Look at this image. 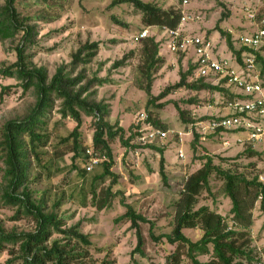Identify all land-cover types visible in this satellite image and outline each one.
<instances>
[{
    "label": "rangeland",
    "instance_id": "1",
    "mask_svg": "<svg viewBox=\"0 0 264 264\" xmlns=\"http://www.w3.org/2000/svg\"><path fill=\"white\" fill-rule=\"evenodd\" d=\"M111 1L17 0L16 6L21 16L28 17L30 24L37 25V47L28 49L32 60L38 65H45L52 76L61 65L66 64L67 69H70L72 53L82 43L87 40H99L101 48L98 55L92 62L79 65L73 75L85 69L84 82L94 76L107 78L103 84L92 86L90 91L92 99L102 100L110 105L111 113L107 119L111 123L118 122L128 129L131 124L141 119L143 113H151L154 118L166 123L167 128L185 131L192 128L193 131L185 136L184 143L172 137L160 146L165 149L168 176L166 183L160 173L159 151L150 147L127 148L119 138L112 141L114 154L112 170L119 174L114 190L120 193L110 207L100 210L93 206L91 198L88 204L83 206L79 192L82 184L81 169L87 162V149L92 147L94 133L92 117L84 115L81 128L85 137L83 144L85 151L82 150L74 158V152L67 150L68 147H61L63 156L56 158L54 156V144L58 141L56 136L67 134L76 124L73 119H66L60 130L53 135L52 143L44 149L47 152L44 156V167L38 165L35 159L32 160L29 189L34 199H44L46 211L58 213L67 226L80 222L81 230L91 235L92 245L82 249H88V255L82 264H104L105 259L111 261L106 264H168V253L174 251L176 245L167 241H154L150 235L149 223L141 224L145 237V255L132 254L138 239L136 230L130 226L131 222L127 219L119 220L126 211L121 199L124 198L138 212L155 222L156 234L170 232L176 212L175 202L186 177L201 167L203 163L201 155L207 153L214 155L215 163L223 168L244 173L248 178L258 176L264 181V141L243 144L237 141V134L232 130L223 132L210 130L209 121L228 111L225 98L217 91L179 88L163 98H157L167 85L180 79L181 70H187V59L168 49L164 33L159 27L143 24L142 10L131 3L109 8ZM144 1L154 2L164 8L175 6L199 14V19L186 25L192 32L208 33L215 27L222 13L229 12L221 26L232 34L235 45L241 34L251 32L258 24L264 23V0H221L225 5H221L218 0ZM4 2L5 0H0V5ZM250 11L255 13V19L248 18L247 13ZM112 15L124 24L115 23ZM144 28H149L148 36H155L161 41L160 55L165 58L164 65L157 71L152 82V96L144 89L146 80L139 70L142 62L141 41L134 39V36ZM210 36L218 47L225 51L222 54L228 55L229 45L226 37L218 31L211 32ZM19 41L20 35L13 39L0 40V66L16 61V45ZM130 51L134 53L124 65L116 68L112 66ZM261 54L264 57V46L261 48ZM189 81H192L190 77ZM17 82L15 78L0 74V95L3 86L16 85ZM36 99L34 88L24 92L18 85L12 86L4 94V99L0 96V138L3 124L7 120L24 116L34 106ZM176 102L186 111L187 121H197L195 123L184 121ZM58 104L59 101L50 111L49 129L60 119ZM195 132L200 135V142L196 148L193 146ZM181 146L185 151L184 157L178 155ZM247 147L255 153L248 152ZM2 166L0 157V181L4 173ZM101 170V166H96L87 174L88 179H91L93 173ZM211 187V191L205 190L199 196L196 208L209 205L225 215L231 223L232 200L225 191L223 179L213 174ZM15 211L16 207L0 204V224L5 232L31 231L35 228L36 221L32 216L14 218ZM253 212L255 219L253 226L247 230L246 247L253 251L255 261L249 263L244 260L245 258L242 260L245 264H264V214L260 210L259 202ZM184 232L193 240L199 239L203 234L200 227L185 228ZM61 237V234L54 233L50 243L53 239ZM19 249V243H5L3 248L0 247V263L9 261V264H23ZM199 258L206 261L210 255H200ZM184 263L192 264L187 257Z\"/></svg>",
    "mask_w": 264,
    "mask_h": 264
},
{
    "label": "trees",
    "instance_id": "2",
    "mask_svg": "<svg viewBox=\"0 0 264 264\" xmlns=\"http://www.w3.org/2000/svg\"><path fill=\"white\" fill-rule=\"evenodd\" d=\"M48 1V0H45ZM221 5L225 3L218 0ZM17 0H5L0 5V40L13 39L20 35V41L16 45L17 59L11 64L0 66L2 76L15 78L16 85L3 86L1 99L12 86H21L26 92L34 88L37 99L34 106L24 116L7 120L1 128L0 157L4 171L0 181L1 203L6 206L16 207L14 218L23 215L32 216L36 221V226L31 231H10L5 232L0 224V247L5 243L20 244V257L23 264H82L88 255V249L92 245L91 235L81 230V223L77 222L67 226L63 217L55 211H46L44 199L36 200L32 197L29 189L30 168L32 160L35 159L38 165L44 167L45 147L52 143L53 135L60 130L61 124L66 119H73L76 124L67 133L57 135L58 141L54 144V156H63L61 147H65L74 152V158L80 154L85 142L82 132L84 115L92 117L94 128L92 138V155L102 158L95 166H101L102 170L92 174L86 166L81 169L82 184L80 186V201L86 206L91 198L93 206L102 210L110 207L120 191L114 190V185L118 183L119 174L112 170L114 164V154L111 142L119 138L127 148L150 147L160 153V173L166 183L168 176L166 173L165 149L155 144L140 145L134 142L137 137L138 125L133 123L128 129L120 123H111L107 117L111 113V107L104 101H96L91 98L92 86L101 85L107 78L85 80V69L73 75L74 70L79 65H86L93 61L101 48V41L87 40L82 43L73 53L72 60L67 65H61L56 72L50 76L45 65H38L32 60V55L28 53L29 48L37 47V25L30 24L29 18L21 16L16 6ZM131 3L142 10V21L146 26H163L177 28L182 9L170 6L164 8L151 1L144 0H112L109 8L118 4ZM230 13L223 12L215 27L207 33L213 31L220 32L226 37L229 47L240 54L234 46L232 34L221 26V22ZM115 23H124L112 15ZM161 41L155 36H146L141 40L140 55L142 62L139 65L141 75L146 80L144 89L152 96V82L157 71L164 65L165 58L160 55ZM134 51L125 54L121 59L113 63V67L124 65ZM258 59L262 63V76H264V57L258 53ZM193 72V66L187 70L180 71V79L177 82L167 85L157 98H163L179 88L192 90H210L222 94L225 100H235L237 94L221 84H214L204 78L189 81V76ZM84 82V83H83ZM59 101L58 113L60 119L55 121L51 129L48 128L50 111ZM151 103L149 99L148 104ZM181 118L186 122L195 123L197 120L187 121L186 111L176 102ZM162 106V105H160ZM208 118V117H203ZM214 119V118H213ZM147 122L156 126L167 128L166 123L154 118L147 113ZM200 142L198 132L194 133L193 146L196 148ZM66 150V151H67ZM248 152L255 153L247 147ZM60 152V153H59ZM87 155L86 161L90 158ZM203 163L200 168L189 174L175 202L176 212L173 221V228L170 232L156 234L154 231L155 222H152L145 215L138 212L135 207L121 199L126 207V211L119 217V220L127 219L131 222V227L136 230L137 245L132 254L140 253L145 255V237L142 231V223L150 224V235L154 241H167L175 244V250L168 253V264H185L187 257L192 264H245L254 262V255L248 246V231L254 224V208L259 202L260 210L264 214V181L258 176L246 177L244 173L225 169L215 163V156L209 153L200 156ZM86 162V163H87ZM85 163V165H86ZM93 168V169H94ZM218 175L225 183V191L232 200L230 210V221L209 205H201L196 208L199 196L206 190L211 191V176ZM107 180L109 183L106 184ZM74 193L71 195L73 196ZM200 227L203 230L202 236L191 239L184 232L185 228ZM242 228V229H238ZM54 233L61 234L59 239H50ZM81 248V249H80ZM200 255H210V258L203 261ZM245 258L244 260H242ZM111 262L104 260V264ZM9 264V261L6 263ZM138 264V263H136Z\"/></svg>",
    "mask_w": 264,
    "mask_h": 264
},
{
    "label": "built area",
    "instance_id": "3",
    "mask_svg": "<svg viewBox=\"0 0 264 264\" xmlns=\"http://www.w3.org/2000/svg\"><path fill=\"white\" fill-rule=\"evenodd\" d=\"M247 16L255 19L252 11ZM199 18V14L182 10L177 28L157 27L164 33L168 49L183 55L187 59L188 68L193 66L190 80L204 78L214 84H221L238 95L235 100H225L227 113L210 120L208 127L212 132L232 130L237 134V141L243 144L264 141V79L258 59V53H261L264 46V23L238 37L237 45L234 46L240 54L229 47L228 55H223L225 51L218 47L211 36L192 32L186 27L189 22ZM148 33L149 28H144L134 39L141 41ZM146 119L147 114L143 113L136 122L138 134L134 142L140 145L152 143L161 146L172 137L184 143L185 136L193 131L192 128L188 131L162 128ZM87 152L91 156L85 166L91 171L102 158L92 155L90 148ZM178 155L185 156L183 146L178 149Z\"/></svg>",
    "mask_w": 264,
    "mask_h": 264
}]
</instances>
